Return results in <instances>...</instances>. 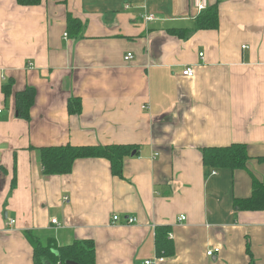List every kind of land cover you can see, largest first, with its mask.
I'll return each instance as SVG.
<instances>
[{
	"label": "crops",
	"instance_id": "obj_1",
	"mask_svg": "<svg viewBox=\"0 0 264 264\" xmlns=\"http://www.w3.org/2000/svg\"><path fill=\"white\" fill-rule=\"evenodd\" d=\"M214 3L217 27L198 29L193 0H0V264H34L27 232L91 240L95 264H145L157 227L172 252L155 264H264V210L233 209L264 183V0ZM232 143L246 168L203 165V148ZM66 144L134 148L120 176L101 157L45 175L40 149Z\"/></svg>",
	"mask_w": 264,
	"mask_h": 264
},
{
	"label": "trees",
	"instance_id": "obj_2",
	"mask_svg": "<svg viewBox=\"0 0 264 264\" xmlns=\"http://www.w3.org/2000/svg\"><path fill=\"white\" fill-rule=\"evenodd\" d=\"M40 0H17L19 4L33 5ZM69 27L80 29L77 19L68 17ZM218 24L216 3L208 5L196 18V28L213 29ZM187 30L185 29L184 32ZM183 35V34H181ZM2 91L8 95L11 91V83L2 86ZM35 88L26 86L23 90L14 94L16 115L23 119H29V110L35 101ZM78 98L71 99L68 103V111L71 114L80 112ZM131 145H58L47 146L40 149V162L45 175L68 174L76 159L87 157L105 158L110 163L111 173L120 176L123 168V160L130 156L133 150ZM247 145L232 143L226 146H213L202 149V163L207 168H229L231 170L247 167L249 160ZM258 160L264 163V157ZM234 211L264 210V183L253 177L251 192L248 197L236 198L233 201ZM167 227H157L155 231V246L158 254L164 255L172 252V244L167 237ZM33 247L34 264H95V249L91 240H75L71 244L57 245L54 238L41 240L31 232H27Z\"/></svg>",
	"mask_w": 264,
	"mask_h": 264
},
{
	"label": "built area",
	"instance_id": "obj_3",
	"mask_svg": "<svg viewBox=\"0 0 264 264\" xmlns=\"http://www.w3.org/2000/svg\"><path fill=\"white\" fill-rule=\"evenodd\" d=\"M193 6L195 7L196 10H198L199 12L205 10L207 8V0H193ZM145 19L147 20H150V19H153L154 16L152 14H149L147 16H144ZM66 35V34H65ZM199 55L201 56L202 53H199ZM132 58V54L131 53H127L125 56H124V59L125 60H129ZM182 75H185V76H192L193 75V69L192 67L190 66H187L183 72H182ZM212 174H215V171H212ZM64 200H67V197H63ZM118 215H113V221L116 222L118 220ZM185 219V216L184 215H181L179 217V220H184ZM136 221V218L134 216H128L125 218V223H128V224H131V223H134ZM9 224H12L14 222L13 219H9ZM51 223L53 224H56L57 223V220L56 218H52L51 219ZM219 251V248H213V249H210L208 251H206V255L208 256H212L214 255L215 253H217ZM164 260V255H157L155 258L153 259H147L145 260V264H155V263H160Z\"/></svg>",
	"mask_w": 264,
	"mask_h": 264
},
{
	"label": "water",
	"instance_id": "obj_4",
	"mask_svg": "<svg viewBox=\"0 0 264 264\" xmlns=\"http://www.w3.org/2000/svg\"><path fill=\"white\" fill-rule=\"evenodd\" d=\"M68 264H76L75 262H68Z\"/></svg>",
	"mask_w": 264,
	"mask_h": 264
}]
</instances>
